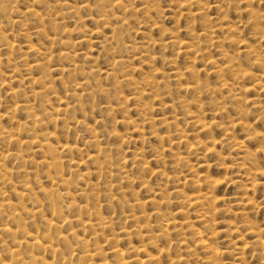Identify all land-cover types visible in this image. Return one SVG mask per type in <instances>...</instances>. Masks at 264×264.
Instances as JSON below:
<instances>
[{
  "label": "rangeland",
  "instance_id": "rangeland-1",
  "mask_svg": "<svg viewBox=\"0 0 264 264\" xmlns=\"http://www.w3.org/2000/svg\"><path fill=\"white\" fill-rule=\"evenodd\" d=\"M10 263L264 264V0H0Z\"/></svg>",
  "mask_w": 264,
  "mask_h": 264
},
{
  "label": "bare ground",
  "instance_id": "bare-ground-1",
  "mask_svg": "<svg viewBox=\"0 0 264 264\" xmlns=\"http://www.w3.org/2000/svg\"><path fill=\"white\" fill-rule=\"evenodd\" d=\"M198 199V198H197ZM199 201V200H198ZM6 205V204H5ZM34 238V237H33ZM208 243V242H207ZM36 244V243H35ZM209 246V245H208ZM209 248V247H208ZM117 249V248H116ZM115 249V250H116ZM51 250H53V249H51ZM21 254V253H20ZM19 256V255H18ZM18 260V259H17ZM32 260H34V259H32ZM13 261V260H12ZM25 261V260H24ZM36 261V260H35ZM16 262V261H15ZM29 262V261H28ZM47 263V262H46ZM11 264V263H10ZM14 264V263H13ZM175 264V263H174ZM179 264V263H178Z\"/></svg>",
  "mask_w": 264,
  "mask_h": 264
}]
</instances>
